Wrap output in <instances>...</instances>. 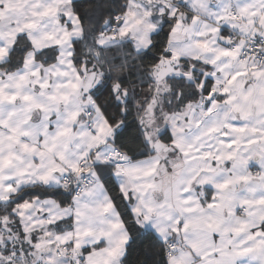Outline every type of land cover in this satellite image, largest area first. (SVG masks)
Segmentation results:
<instances>
[{
    "label": "snow or ice",
    "instance_id": "1",
    "mask_svg": "<svg viewBox=\"0 0 264 264\" xmlns=\"http://www.w3.org/2000/svg\"><path fill=\"white\" fill-rule=\"evenodd\" d=\"M0 264H264V0H0Z\"/></svg>",
    "mask_w": 264,
    "mask_h": 264
}]
</instances>
